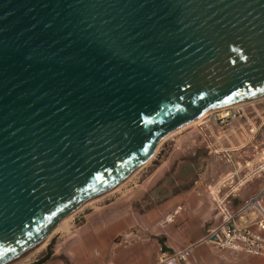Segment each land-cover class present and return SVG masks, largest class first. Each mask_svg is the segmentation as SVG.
Instances as JSON below:
<instances>
[{"label": "water", "instance_id": "1", "mask_svg": "<svg viewBox=\"0 0 264 264\" xmlns=\"http://www.w3.org/2000/svg\"><path fill=\"white\" fill-rule=\"evenodd\" d=\"M264 94V0H0V264L204 109Z\"/></svg>", "mask_w": 264, "mask_h": 264}, {"label": "rangeland", "instance_id": "2", "mask_svg": "<svg viewBox=\"0 0 264 264\" xmlns=\"http://www.w3.org/2000/svg\"><path fill=\"white\" fill-rule=\"evenodd\" d=\"M200 122L164 139L149 161L132 176L129 175L118 190L77 211L69 221V229L53 233L44 248L24 264L40 259L51 240V256L40 264H105L124 234L143 230L142 219L147 215L156 223L157 231L166 223L175 230L179 226L176 217L183 208L180 210V203L174 198L176 194L194 183L204 190L205 185L216 177L211 175V170L225 171L226 164L209 153L199 134L195 133ZM176 138L179 140L174 142ZM208 207L211 215L215 214L210 202ZM169 215L171 221L166 222ZM102 217L111 219V224L107 225L108 233H105L106 229H99L98 220ZM122 221L126 222L125 229L119 231ZM211 224L213 218L203 224V231ZM160 237L164 241L163 236L157 239ZM127 243L128 240L120 245ZM203 247L204 244H200L193 250H202Z\"/></svg>", "mask_w": 264, "mask_h": 264}, {"label": "built area", "instance_id": "3", "mask_svg": "<svg viewBox=\"0 0 264 264\" xmlns=\"http://www.w3.org/2000/svg\"><path fill=\"white\" fill-rule=\"evenodd\" d=\"M196 128L204 146L210 148L229 167L213 184L205 188L217 218L216 223L205 228L195 241L172 251L159 252L148 264H198L192 258V252L200 244L264 258V238L260 234L264 230V218L255 223L256 229L247 224H234V215L227 207L228 198L238 187L255 175L264 177V138L259 143L255 140L261 131L264 133V100L213 111ZM215 134L219 135V140L233 137L235 146L216 145ZM248 141H252L254 152L250 160L256 162L254 165H250V161L244 158L241 162L235 161L231 154L235 147H244ZM260 193L246 199L239 211L259 210ZM127 235L124 234L120 242L125 243Z\"/></svg>", "mask_w": 264, "mask_h": 264}, {"label": "crops", "instance_id": "4", "mask_svg": "<svg viewBox=\"0 0 264 264\" xmlns=\"http://www.w3.org/2000/svg\"><path fill=\"white\" fill-rule=\"evenodd\" d=\"M263 99L256 101H261ZM195 133H198L197 129L195 130ZM214 138L217 141L216 145L220 147L230 146L233 148L236 144L233 137H230L229 140H219V135H216ZM263 138L264 133L261 131L255 139L256 143L262 141ZM178 140L179 139L176 138L174 142H177ZM251 143L252 141H248L244 147H235V151L231 153L235 161L241 162L244 158L245 160L250 161V165L256 163L255 161L250 160L254 152ZM205 149H208V152L212 153L210 148L205 147ZM212 155L214 154L212 153ZM228 169L229 167L225 165V171L211 170V175L216 177L206 184L205 188L213 184L217 178ZM196 184L197 183L187 185L174 197L176 198V201L180 203V210L183 207L179 215L176 217L175 221L179 226L175 230L169 228L168 223H166L161 226L159 231H157L158 228L156 223L154 224V220H151V217L147 215L142 219L143 230L136 231L135 234L127 233L128 243L123 246L120 245L121 242L118 243L119 246L113 248L112 257L106 260V262L104 261L105 264H148L161 251H172L186 243L195 241L203 232V224L211 218H213V224L211 225H214L217 218L214 214L211 215L210 213V208L208 207L210 199H208L209 197L204 193L205 189L202 190V187ZM260 191L261 193L258 201L259 210L246 209L239 211L246 199ZM227 207L234 215V224H247L253 229H256L255 223L264 218V177L255 175L238 187V189L228 198ZM110 221L111 219L109 217H102V219H99V229H106L105 233H108L107 229L109 228L107 225L111 224ZM165 221H171V216H167ZM124 224H126L125 221L119 223V231L125 229V227H123ZM260 234L264 238V230L260 231ZM159 236L164 237V241L161 243L157 239ZM192 258L198 264H264V258L262 257L226 249L218 250L208 244H204L202 250H193Z\"/></svg>", "mask_w": 264, "mask_h": 264}, {"label": "bare ground", "instance_id": "5", "mask_svg": "<svg viewBox=\"0 0 264 264\" xmlns=\"http://www.w3.org/2000/svg\"><path fill=\"white\" fill-rule=\"evenodd\" d=\"M264 98V94H260V95H255V96H246V97H240V98H236V99H232L223 103H218L215 105H212L210 107H207L206 109H204V111L198 115L197 117L193 118L192 120L178 126L177 128H175L174 130L170 131L169 133H167L165 136H163L154 146V149L152 150V152L150 153V155L143 161L141 162L138 166H136L134 168V170L132 171L131 174L129 175H133L135 172L138 171V169H140L141 167H143L148 161L149 159L153 156L154 152L156 151L157 147L159 146V144L166 139L167 137L176 134L178 132H180L181 130L191 126L192 124L202 120L204 117H206V115H208L209 113L216 111V110H221V109H225L227 107H231V106H236V105H242L245 103H252V101H256L259 99H263ZM127 176L126 178L130 177ZM124 178V180L126 179ZM124 180H122L120 183H118L116 186L107 189L106 191L88 198L87 200H85L84 202H82L81 204H79L78 206H76L72 211H70L69 213H67L64 217H62L61 219H59L55 225L52 227V229L48 232V234L40 241V243L38 244V246H36L34 249L30 250L29 252H27L25 255H23L20 259H18L17 261H15L12 264H24L27 261H29L32 257H34L36 254H38L46 245L49 237L55 233V232H60V231H67L69 229V221L72 219L73 215L81 210L85 205H88L90 203H92L95 200H99L100 198H102L104 195L111 193L113 191L118 190V188L120 187V185L123 184ZM126 181V180H125Z\"/></svg>", "mask_w": 264, "mask_h": 264}, {"label": "trees", "instance_id": "6", "mask_svg": "<svg viewBox=\"0 0 264 264\" xmlns=\"http://www.w3.org/2000/svg\"><path fill=\"white\" fill-rule=\"evenodd\" d=\"M158 240L160 241V242H162V237H160V238H158ZM52 240L47 244V246H46V252H45V254L40 258V259H37L36 261H34V262H32V263H30V264H40V263H42V262H44L45 260H47L48 259V257H49V255L51 254V244H52Z\"/></svg>", "mask_w": 264, "mask_h": 264}]
</instances>
